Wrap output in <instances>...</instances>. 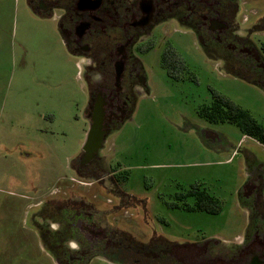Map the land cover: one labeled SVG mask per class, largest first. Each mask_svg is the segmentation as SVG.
Instances as JSON below:
<instances>
[{"label":"rangeland","instance_id":"374dc122","mask_svg":"<svg viewBox=\"0 0 264 264\" xmlns=\"http://www.w3.org/2000/svg\"><path fill=\"white\" fill-rule=\"evenodd\" d=\"M250 7L258 14L243 22V8ZM241 9L237 20L245 31L264 14V0H248ZM261 29L251 35L256 45L264 43ZM151 40V49L141 54L145 92L137 94L129 117L108 132L101 147L126 197L112 225L125 231V245H131L130 234L147 252L205 241L224 249L245 235L249 209L239 192L255 167L261 168L264 203V144L232 123H209L198 108L210 104L212 93L220 94L264 124V89L253 77L240 76L243 65L221 63L186 27L161 24ZM167 48L183 63L175 76L160 62ZM87 75L67 50L55 16L37 15L27 0H0V264H170L112 249L67 259L49 252L37 234L32 219L39 216L37 205L76 184L71 161L90 127ZM78 180L92 199L107 201L109 193L101 188L98 199L93 197L98 187L92 179ZM195 185L220 201L219 212L170 206L178 202L175 194Z\"/></svg>","mask_w":264,"mask_h":264},{"label":"flooded vegetation","instance_id":"af4514ba","mask_svg":"<svg viewBox=\"0 0 264 264\" xmlns=\"http://www.w3.org/2000/svg\"><path fill=\"white\" fill-rule=\"evenodd\" d=\"M27 1L37 15L55 16L67 50L85 65L88 74L85 116L88 126L98 130L103 140L109 131L129 117L137 94L145 92L147 73L141 54L151 49L149 43L154 30L164 23L173 22L192 30L202 47L213 50L221 63L233 68L237 64L243 65L240 76L253 77L251 82L264 89V43L256 45L251 36L258 31L256 28L264 31V14L255 17L252 26L245 31L237 20L238 12L248 0ZM256 14L258 10L254 7L243 8L242 21H249L251 15ZM162 57L163 54L160 62ZM88 146L82 147L71 161L76 163L72 168L77 175L76 184L50 193L37 205L39 216L32 218L39 227L37 234L49 252L73 260L79 258V254L112 249L113 253L135 260L148 257L170 264H264L260 167L248 173L249 180L239 192L241 201L249 209V222L245 235L236 236V243L218 249L217 244L207 241L192 242L147 252L130 234L127 241L131 245H125V231L113 227L112 221L117 219L126 200L125 193L122 194L115 184V170L105 164L102 146L96 151H91ZM84 178L92 179L91 184L95 183L97 190L101 188L109 193L105 203L92 199L77 186L78 179ZM196 188L204 196L210 194L204 188ZM196 192L186 197L190 198L188 203L191 205L201 196ZM99 195L98 190L93 197L98 199ZM111 195L118 196V201ZM178 202H172L170 206L174 208L173 203ZM124 211L128 213L126 209Z\"/></svg>","mask_w":264,"mask_h":264},{"label":"trees","instance_id":"16d2710c","mask_svg":"<svg viewBox=\"0 0 264 264\" xmlns=\"http://www.w3.org/2000/svg\"><path fill=\"white\" fill-rule=\"evenodd\" d=\"M162 66L167 70L169 75L175 76L176 71L183 63L178 59L173 49L167 48L161 59ZM212 101L210 104L202 105L198 108V115L204 118L209 123L229 122L236 125L241 133L254 137L257 141L264 144V124L254 118L247 110L235 104L228 98L212 93ZM190 186L185 191L176 194V198L182 201V205L173 203L174 208L182 207L186 211H206L217 213L221 209L220 201L212 194H203L198 192L197 187ZM197 191V192H196ZM196 192L199 196V201L193 205L186 202V197L191 196Z\"/></svg>","mask_w":264,"mask_h":264},{"label":"water","instance_id":"95a60500","mask_svg":"<svg viewBox=\"0 0 264 264\" xmlns=\"http://www.w3.org/2000/svg\"><path fill=\"white\" fill-rule=\"evenodd\" d=\"M96 128H98V127H96ZM103 141L104 140H103L102 134L99 133L98 130H96L92 126H90L89 130L87 132L83 147L86 145H89L88 147L91 149V151H96L97 148L102 146Z\"/></svg>","mask_w":264,"mask_h":264}]
</instances>
